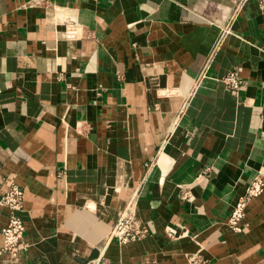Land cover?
<instances>
[{
    "label": "crops",
    "instance_id": "obj_1",
    "mask_svg": "<svg viewBox=\"0 0 264 264\" xmlns=\"http://www.w3.org/2000/svg\"><path fill=\"white\" fill-rule=\"evenodd\" d=\"M0 85V196L24 191L26 229L0 264H264V192L228 226L264 183L258 2L0 0ZM131 202L148 234L120 245Z\"/></svg>",
    "mask_w": 264,
    "mask_h": 264
},
{
    "label": "built area",
    "instance_id": "obj_2",
    "mask_svg": "<svg viewBox=\"0 0 264 264\" xmlns=\"http://www.w3.org/2000/svg\"><path fill=\"white\" fill-rule=\"evenodd\" d=\"M41 2L45 0H39ZM247 1V0H244ZM258 2L262 14L264 15V0H255ZM232 33L231 25H227L222 28L220 39L216 45V49L220 48L221 42ZM76 32L74 30L67 31V38L74 39ZM214 51V52H215ZM213 55V54H212ZM210 56V60L212 58ZM209 63L200 76V80L208 77ZM223 82L226 89L234 94H238L243 80L237 69H233L224 79ZM2 93L0 85V95ZM187 106V102L184 103L183 109ZM264 192V183L261 177H256L249 185L245 195L241 196L235 206L233 207L230 217L228 219L229 228L235 232H242V222L246 216V209L250 201ZM0 204L10 211V218L7 226L2 230L3 244L0 252L7 254L10 257H17L21 251L25 248L24 235L25 225L21 218L17 215L18 212L24 208V191L16 184H12L9 190L2 196H0ZM135 203L131 202L122 211L116 224L113 226L109 235V240H115L120 245H127L134 241L140 240L148 234L147 229H137L134 227L135 221ZM197 263L196 259H191Z\"/></svg>",
    "mask_w": 264,
    "mask_h": 264
}]
</instances>
